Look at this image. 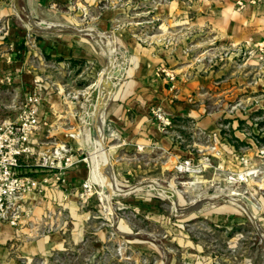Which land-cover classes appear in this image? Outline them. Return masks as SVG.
<instances>
[{"label": "rangeland", "instance_id": "374dc122", "mask_svg": "<svg viewBox=\"0 0 264 264\" xmlns=\"http://www.w3.org/2000/svg\"><path fill=\"white\" fill-rule=\"evenodd\" d=\"M1 2L12 11V21L22 25L30 35L31 46L42 53L40 60L35 56L30 58L38 77L34 83L41 86L42 97L56 96L57 99L44 140L47 150L39 154L51 155L67 149L68 155L83 164L89 173L79 190H71L68 198L61 200V205H52L55 208L51 229L64 241V247L52 252L45 264H264V137L255 136L252 126L238 123L247 134L240 138H236L230 128L226 132L225 138L233 146L234 153L222 145L211 150L213 142L193 132L189 123H172L169 127L175 133L173 142L189 157L176 156L170 150L143 154V147L138 146L135 151L128 152L121 148L115 155L112 150L108 151L122 137L119 129L107 124V112L112 104H119L123 85L127 84L125 92L129 89L132 74L131 78H123L127 68L119 49L122 41L111 32L101 30L98 23L101 14L113 6L121 9L120 24L149 21L152 10L144 5V0H72L67 8H51V4L40 5L33 0L45 19L71 28L91 29L100 36L98 39L108 51H114L112 64L114 70H121V79L116 78V90L104 109L102 133L106 162L108 154L114 179L99 171L100 166L97 168L92 158L93 146L87 141L83 123V106L102 75L105 60L88 37L29 27L28 8L20 0ZM147 2L154 6L160 1ZM131 25L140 27L137 23ZM144 25L146 32L160 34L154 22ZM2 28L0 24V31ZM64 47L78 49L79 57L57 65L55 61L62 60L58 55ZM45 52L53 57L44 56ZM231 62L235 66L242 64L240 59ZM245 62L253 69L239 71L244 74L257 70L256 78L264 80V58ZM236 69L228 74H238ZM251 73L249 78L254 76ZM11 78L12 75H6L1 79L8 83ZM26 93L22 89H10L7 84L0 86V122L13 120ZM235 106L232 102L229 110ZM155 109L150 108V117L151 110ZM259 117L258 127L264 131V113ZM112 133L115 140L110 137ZM255 139L258 141L256 147L247 144ZM201 156H208L210 162L200 174L188 176L175 171L178 161L196 160ZM29 160L35 164L36 157ZM245 167L256 171L247 183L226 181L227 173L239 172ZM84 184L87 185L85 190ZM163 187L176 197L179 208L199 204L198 210L174 213L169 202L172 199ZM229 199L236 200L248 212L232 205ZM247 214L259 226V233Z\"/></svg>", "mask_w": 264, "mask_h": 264}, {"label": "crops", "instance_id": "0c3cea01", "mask_svg": "<svg viewBox=\"0 0 264 264\" xmlns=\"http://www.w3.org/2000/svg\"><path fill=\"white\" fill-rule=\"evenodd\" d=\"M20 1L41 14L33 0ZM71 1L37 0V3L67 8ZM155 1L160 2L151 6L144 0L152 16L149 21L136 22L140 27L131 25H136L135 22L120 24L121 9L114 6L101 14L98 23L101 30L111 32L122 41L119 49L127 68L123 78H131L132 74L129 89L125 92L127 84L123 85L119 104H112L107 112V124L119 129L122 137L108 151L112 150L115 155L119 149L135 151L138 146L143 147V154L170 150L176 156H190L173 142L172 128L166 133L160 132L158 123L150 117L151 107L169 114L174 124L189 123L198 135L214 133L223 121H229L225 125L226 132L230 128L236 138L243 137L239 124L250 127L264 113V80L256 78L257 70L244 74L239 71L253 69L245 61L257 62L264 58V50L259 48L264 45V0ZM11 12L0 0L3 27L0 31V86L7 84L10 89H22L26 93L38 79L30 58L35 56L40 60L42 53L31 46L30 35L23 26L12 21ZM152 22L160 34L152 35L143 30L147 28L144 24ZM44 54L53 57L47 52ZM58 56L62 60L55 61L57 65L79 57L78 49L64 47ZM232 59H240L242 64L232 65ZM163 68L176 77L173 85L158 73ZM231 69H236L238 74H228ZM250 73L254 74L251 78ZM6 75H12L8 83L1 79ZM56 100V96H51L42 102V124L32 136L35 152L47 150L44 140L49 133ZM232 102L236 106L229 110ZM110 137L116 138L114 133ZM20 174L36 179L41 189L19 202L16 226L0 224V264L35 261L45 264L52 252L64 247V241L51 229L55 208L52 205H61V200L67 199L71 190H79L89 173L83 164L77 163L57 180L56 171L38 167L26 159L20 162Z\"/></svg>", "mask_w": 264, "mask_h": 264}, {"label": "built area", "instance_id": "2783aa9c", "mask_svg": "<svg viewBox=\"0 0 264 264\" xmlns=\"http://www.w3.org/2000/svg\"><path fill=\"white\" fill-rule=\"evenodd\" d=\"M259 48L260 51L264 50V45H260ZM158 73L162 74L172 85L175 82L176 77L167 69H160ZM44 99L41 94V86L33 83L31 88L27 90L15 118L0 122V224L8 223L11 226H16L19 218V202L22 201L24 196L41 189L36 179L21 176L20 162L22 160L36 157L35 165L56 171L57 180L69 168L78 163L68 155L67 149L55 151L51 155L35 152L32 136L39 131L42 124L40 107ZM151 115L152 119L158 123L160 132L166 133L172 125V117L159 109L151 110ZM257 120L253 121L252 127L255 136L259 135V138H261L264 137V131L258 127ZM226 131L227 127L220 125L214 133L205 135L213 142L211 150L215 151L217 149L216 145H222L230 153H234L233 146L225 138ZM244 132L242 130V133L246 134ZM256 144H258V141L255 139L251 140L249 145L256 147ZM209 162L208 156H201L196 160L185 158L176 163L175 171L180 175H198L204 171ZM255 174L256 171L252 167H245L242 171L227 173L226 181L228 183L245 184ZM86 188L87 185L84 184L83 190Z\"/></svg>", "mask_w": 264, "mask_h": 264}, {"label": "water", "instance_id": "95a60500", "mask_svg": "<svg viewBox=\"0 0 264 264\" xmlns=\"http://www.w3.org/2000/svg\"><path fill=\"white\" fill-rule=\"evenodd\" d=\"M28 8V15L27 18L29 21H31V23L34 25L35 28H37L38 30L41 31H59L62 33H71L74 35H83L86 36L90 39V41L92 42V45L94 47V49H96V51L100 54V56L105 60L106 65L105 68L102 72V75L94 89V91L92 92L90 97H97L98 95L100 96L99 101L97 102V105L95 106V110L96 112H98L100 115L98 116V119L96 120L97 125L100 123L101 124V128H102V133H103V124H104V118H105V113H104V109L106 108V106L108 105V101L111 98L112 93L116 90L117 84H116V72L113 68V64L112 61L110 59V57L108 56V49L106 48V46L103 45L100 36L98 34H96L95 32H93L91 29H76V28H71L68 26H63L60 24H55L52 23L50 20L45 19L41 14H39L37 11L33 10L31 7L26 6ZM93 39H95V41H93ZM95 126H93L90 129V134L91 135H96V131H95ZM103 150L105 153H107L106 148L103 145ZM107 155V162L105 165L102 166L101 170L103 171V173L105 175H108L110 178L114 179V173L112 170V167L109 163V158H108V154ZM162 187V186H161ZM165 188L164 190L166 192L169 193V189L167 187H163ZM171 196L172 200H168L170 202V204L172 205V207L174 208L173 212L176 214H185V213H189L191 211L194 210H198L197 207H199V204L197 205H193V206H189V207H185V208H179L177 203H176V197L172 194H168ZM248 215V214H247ZM249 216V215H248ZM250 218V216H249ZM252 224L254 225L255 229L258 230L259 226L256 224V222L254 221V219H251Z\"/></svg>", "mask_w": 264, "mask_h": 264}, {"label": "bare ground", "instance_id": "6f19581e", "mask_svg": "<svg viewBox=\"0 0 264 264\" xmlns=\"http://www.w3.org/2000/svg\"><path fill=\"white\" fill-rule=\"evenodd\" d=\"M28 25L30 27H34V25L31 22H28ZM111 50V49H110ZM113 54L114 51H109L108 56L110 57L111 61L113 60ZM115 74H116V78L119 77V79H121V70L116 69L115 70ZM100 96L98 95L97 97H89L88 100H86V103L83 106L84 109V114H83V123L86 126V138L87 141H89L92 146H93V159L95 161V164L98 168V166H100V170L102 171L101 168L103 165L106 164V157H105V153L103 151V135H102V128H101V124L99 123L97 125L96 120L98 119V116L100 115L98 112H96L95 110V106L97 105V102L99 101ZM95 126V131H96V135H91L90 134V129ZM103 172V171H102ZM108 176V175H107ZM168 194H172V193H168ZM171 199V196H170ZM231 200V204L234 206H238L242 211H244L245 213L248 212V210L243 207L242 205H240L239 203L236 202V200L234 199H229ZM257 232L259 233V229L257 230Z\"/></svg>", "mask_w": 264, "mask_h": 264}, {"label": "trees", "instance_id": "16d2710c", "mask_svg": "<svg viewBox=\"0 0 264 264\" xmlns=\"http://www.w3.org/2000/svg\"><path fill=\"white\" fill-rule=\"evenodd\" d=\"M224 123H228L229 121H223ZM231 133H232V130H231Z\"/></svg>", "mask_w": 264, "mask_h": 264}]
</instances>
